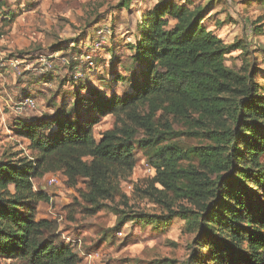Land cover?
I'll return each instance as SVG.
<instances>
[{
  "label": "trees",
  "instance_id": "obj_1",
  "mask_svg": "<svg viewBox=\"0 0 264 264\" xmlns=\"http://www.w3.org/2000/svg\"><path fill=\"white\" fill-rule=\"evenodd\" d=\"M131 1L120 5L127 8ZM248 1L264 7V0ZM4 4L0 0L1 20L11 22L14 14L5 12ZM139 19L134 38L125 43L130 66L139 69L131 93L107 97L94 84L82 86L51 115L12 121L14 136L25 139L33 155L16 153L0 161L1 260L80 264L76 243L62 240L57 220L37 218L38 204H47L50 196L34 189L33 179L58 172L67 186L82 179L77 202L90 216L131 176L139 146L153 148L146 158L153 178L135 187L140 197L164 207L160 221L180 217L194 234L184 264H203V259L264 264L263 68L255 56L247 59L252 51L241 40L226 44L209 30L192 0H158ZM71 43L81 54L85 43ZM237 48L242 64L228 67L225 55ZM112 49L102 51L107 50L114 68L118 59ZM123 79L115 73L111 81ZM109 115L112 127L96 139L95 125ZM170 116L207 130L212 144L192 149L195 166L180 164L185 153L175 145L154 148L171 132ZM201 248L208 250L205 256Z\"/></svg>",
  "mask_w": 264,
  "mask_h": 264
},
{
  "label": "rangeland",
  "instance_id": "obj_2",
  "mask_svg": "<svg viewBox=\"0 0 264 264\" xmlns=\"http://www.w3.org/2000/svg\"><path fill=\"white\" fill-rule=\"evenodd\" d=\"M2 1L5 2V12L11 11L14 17L11 22H4L0 18V59L6 64L0 68V161L16 153L20 156L33 155L22 144L24 139L14 136L15 125L12 121L19 116L51 115L53 110L55 112L58 109L61 100L72 101L77 97L76 90L82 86L95 84L102 91L109 86L111 92L119 94L126 90L128 85H116L111 81L115 73L120 76L122 74L118 70V63L112 68L113 62H109L107 50L97 51L94 58L96 67L90 69L74 60L73 57H78V48H72L71 42L78 41L81 45L87 40L86 34L90 39L96 28L107 24L112 28L110 44L119 53L125 47L121 43H128L136 34L134 28L138 11L154 0L132 1L129 9L120 5L121 0ZM217 3L227 14H234L237 19L236 14L245 15L248 21L245 29L260 28L255 34V42L249 47L252 52L247 59L255 56L264 70V7L248 0H220ZM259 17L260 21L256 22ZM240 23L228 21L226 25L230 35L237 33L235 41L240 39L244 42L247 33L245 29L242 31L245 24ZM62 58L69 59L70 64H61ZM9 59L20 62V73L7 64ZM226 59L229 66L232 64L238 68L242 64L240 60L235 62L237 56L229 55ZM44 60L51 63V72L45 74L42 72L45 70L42 63ZM125 64L127 62H123ZM75 74L79 76L74 78ZM101 80L105 83H100ZM80 93L84 94L82 91ZM26 95L34 97L37 108L26 109L18 114L15 104ZM66 104L68 109L70 105ZM168 119L171 132L164 134L154 148L175 145L185 153L180 164L185 167L195 166L198 159L192 149L212 144L207 130L204 127H193L182 117L170 116ZM112 122L113 117L109 115L96 124L95 138L98 139L100 132L112 127ZM15 140L20 141L17 143ZM152 149L135 146L137 161L131 176L120 182L119 192L111 201H103L105 206L90 216L78 203L81 202L79 189H83L82 179H79L76 186H67L61 172L57 174V184L48 183L50 173L33 179V188L50 196L47 204H38V217L57 220L62 240H73L76 243L75 250L81 255L80 264H105L112 261L116 264H184L189 259L194 234L185 229L180 217L167 222L160 221L159 215H166L164 207L141 198L135 188L153 178L144 167ZM259 162L264 165V154L259 157ZM200 251V255L205 256L208 250L201 248ZM203 261V264H213L205 259ZM0 264L15 262L0 259Z\"/></svg>",
  "mask_w": 264,
  "mask_h": 264
},
{
  "label": "crops",
  "instance_id": "obj_3",
  "mask_svg": "<svg viewBox=\"0 0 264 264\" xmlns=\"http://www.w3.org/2000/svg\"><path fill=\"white\" fill-rule=\"evenodd\" d=\"M132 1H137V0H132ZM157 1L158 0L149 1L147 4L142 6V8L138 11V16L136 17L137 22H139V20H140L139 19L140 14L143 13V12L148 11V9L151 8ZM175 1H177L179 3H184L185 0H175ZM218 1H220V0H192L194 6L200 7L203 10V17H204L203 23H204V25L209 30L214 31V33L219 38L223 39V41L226 44H231L238 37H236L237 33H234L233 36L229 34V30L227 28L226 22L229 21V22H232V23H235V24H239V22H241L244 25L248 21H247V18H246L245 15L240 16V15L236 14L235 16H237L239 18V19H237L236 17H234V14H232V15L227 14V12H225V10H222L219 7V5L217 3ZM131 5L132 4L128 5V9H129V7ZM245 28H246V24L242 27V31H244ZM245 32L247 33V35L245 34V36H244L245 37V41L244 42L241 41V43H242V45L244 44V45H247L248 47H250V46L253 45V42H255V36H256L255 34H256L257 31H255V33H253L254 35H252V29L250 30V28L248 27L247 29H245ZM239 38H241V37L239 36ZM238 40H240V39H238ZM121 44L123 46H125V43L122 42ZM112 50H113L112 53L118 59V61H117L118 70H120V72L122 74V77H124V79L122 81H117V82L113 81V82L115 84L116 83H122L123 86H125V85H128V86H127L126 90H124L120 94L116 93L114 91L111 92L112 88L109 89V86H108L107 90L104 89V91L107 93L106 94L107 97L109 95L113 94V93L119 94V95H124V94L131 93L132 92L131 79L133 80V79L139 78V76L137 75V72L139 71V69L131 67L130 66V61L127 60L128 55H130V53H131L130 49H127L126 47H124L119 53L115 49H112ZM240 53H241V49L240 48L234 49L233 51H231V52H229L228 54L225 55V59H226L227 56L232 55L233 57L237 56V59H235V62H237L238 60L242 61ZM108 56H109V54H108ZM123 62H125V63L127 62V65L126 64L123 65ZM225 63H226V65L228 67H234V66H232V64L230 66L227 64V59L225 60ZM234 68H237V67L235 66ZM75 75H73V77ZM100 83H105V81L101 80ZM61 101L63 102V100H61ZM24 116H26V115H24ZM27 117H28V115H27ZM17 138L21 139L20 137H17ZM15 141L17 143H19L20 140H15ZM22 144L23 145L24 144L27 145V141L24 139ZM36 212H37V218H42V217H38L39 216L38 206H37Z\"/></svg>",
  "mask_w": 264,
  "mask_h": 264
},
{
  "label": "built area",
  "instance_id": "obj_4",
  "mask_svg": "<svg viewBox=\"0 0 264 264\" xmlns=\"http://www.w3.org/2000/svg\"><path fill=\"white\" fill-rule=\"evenodd\" d=\"M112 36V28H110L109 25H104V26H100L98 28L95 29L94 31V36L91 37L89 39L88 36L86 42H84V48L81 51V54L77 55L78 57L74 58V60H77L78 62H80L81 64L85 65V67H93L94 65V57L95 54L97 53V51H101L104 48H106L107 46H111L112 44H110V42L112 40H110ZM114 42V40H113ZM112 42V43H113ZM110 44V45H109ZM8 65L12 66V68L17 72L20 73V71H22V65L19 64L20 62L17 59H9L6 61ZM42 62V61H41ZM60 62V61H59ZM44 65V72L43 74H45L46 72H51V70L49 68H51V63H49L48 61L44 60L43 62ZM61 64H65L68 63L70 64L69 59L66 58H62L61 59ZM6 66L5 61H3L2 59H0V68ZM79 75H75L74 78H77ZM36 103H35V99L33 98V96L28 95V96H24L22 99L18 100L15 104V111L18 114H22L24 112V110L26 109H35ZM144 167L146 169V172L149 175H152L153 173V167H151L148 163H144ZM47 181L49 184H57L59 179H58V175L57 174H49ZM73 242V240H71ZM105 264H116L115 262H106Z\"/></svg>",
  "mask_w": 264,
  "mask_h": 264
}]
</instances>
